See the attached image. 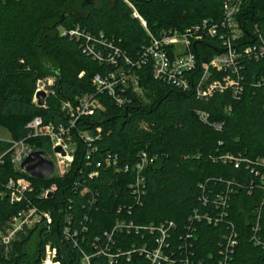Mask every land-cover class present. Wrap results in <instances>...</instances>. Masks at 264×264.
<instances>
[{"label": "trees", "instance_id": "16d2710c", "mask_svg": "<svg viewBox=\"0 0 264 264\" xmlns=\"http://www.w3.org/2000/svg\"><path fill=\"white\" fill-rule=\"evenodd\" d=\"M73 1H9L0 10V128L12 139L27 137V124L35 116L54 124L66 122L62 103L93 91L92 78L114 68L84 51V33L92 34L96 50L107 54L119 47L136 59L150 33L184 29L203 19L218 21L223 4V0H131L146 21L145 28L125 0L100 5L83 0L85 11L79 14L67 11ZM240 20L244 31L237 45L242 50L258 42L259 32L264 36V0H244ZM59 26L65 34L57 30ZM77 27L83 32L79 39L68 33ZM100 34L105 45L96 41ZM219 45V37H214L193 46L197 57L193 82L202 73V60L220 52ZM37 51L56 64L43 61L42 71L34 60ZM242 62L241 95L234 97L228 90L208 100L155 78L149 63L139 67L136 73L142 92L128 89L130 102L119 106L106 95L101 97L105 109L91 120V128L99 125L102 136L90 166L85 162V145L76 139L74 160L62 176L39 180L16 171L7 152L10 142L0 139V190L6 189L10 177L25 175L34 185L27 198L53 216L49 226L21 232L9 253L0 247V264H41L47 242L58 247L60 264H81L82 252H92L95 237L103 238L118 218H131L142 230L115 234L112 251L154 246L163 224L168 228L166 251L173 264H264V60L243 58ZM46 70L57 80L54 92L39 106L33 102V93L37 78ZM198 111H205L208 119L202 120ZM88 127L85 123L77 126L80 130ZM28 140L48 153L47 137ZM141 151L156 160L144 168L146 191L137 205L128 188L131 170L106 167L103 158L107 152L116 153L121 165H133ZM92 171L98 175L90 177ZM53 183L55 192L40 199ZM24 205L11 203L8 196L1 198L0 228ZM68 215L71 230L79 231L77 245L64 235ZM167 221L174 226L169 228ZM149 224L156 226L152 233ZM33 239L32 254L28 247ZM229 239L235 244L227 250ZM102 261L109 264L104 257ZM147 262L134 252L131 260L122 256L118 264Z\"/></svg>", "mask_w": 264, "mask_h": 264}, {"label": "built area", "instance_id": "2783aa9c", "mask_svg": "<svg viewBox=\"0 0 264 264\" xmlns=\"http://www.w3.org/2000/svg\"><path fill=\"white\" fill-rule=\"evenodd\" d=\"M125 2L133 9V15L139 18L146 28V21L139 14L133 2L131 0H125ZM243 2L244 0H223L222 16L218 21L203 19L184 29H163L159 35L150 33V39L139 50L136 59L123 53L119 47H115L107 54L101 50H96L95 42H91L93 39L92 34L90 32L84 33L87 39V41L81 43L84 51H88L100 62H106L114 68L105 74H96L92 78L93 91L77 97L76 101L67 100L62 103V110L67 116L66 122L54 124L53 122H45L41 116H35L27 124L30 129L27 137L8 140L10 147L7 152L10 153L15 170L28 174L22 168V162L31 152L40 150L28 140V138L34 137L48 138L49 151L52 153H45L54 165V172L50 177L53 175L62 176L68 171L78 148L76 139H80L85 145V162L87 166H90L92 155L99 151L97 142L102 136V128L99 125L95 126L94 129L91 128L93 126L91 120L94 121L99 111L105 109L101 97L106 95L119 106L130 102L128 89H132L138 94L142 92L136 71L146 63L150 64L155 78L184 91L192 90L198 98L208 100L214 94L228 90L231 91L234 97H239L243 91L242 70L245 67L242 62L243 58L254 61L264 60V36L259 32L260 29L257 25H255V33L259 32L258 42L248 43L243 46L242 50L237 45V42L242 40L244 31L240 20ZM62 32L65 34L66 30L63 29ZM68 33L76 39L83 35L78 27L71 28ZM214 37H219L220 45L218 48H220V52L213 54L209 59L204 58L202 60V73L193 82L194 70L197 66V57L193 46L205 39ZM96 41H100L105 45L102 34L96 38ZM82 75L83 72L80 73V76ZM47 81L38 80L36 95L38 91H45L46 88H52L50 93L54 92L55 78H49ZM34 100L36 101V98ZM198 114L202 120L208 119V114L205 111H198ZM79 123H85L89 127L80 130L77 128ZM75 133L77 138L74 137ZM58 147L60 150H57ZM225 158L232 159V156L226 155ZM155 160L156 157L148 155L146 151L139 153L138 160L133 165H121L120 158L116 153L107 152L103 158L106 167H113L118 172L131 170L132 176L128 188L137 205L142 204V197L146 191L144 168L148 163L155 162ZM236 160L240 161L238 158ZM0 162H3L2 156H0ZM93 175H98V172H89L90 177ZM5 187L7 191L6 189L0 190V199L8 196L11 203H25L0 228V247L4 248V252L7 254L21 232L36 226H49L53 222V216L50 211L41 208L36 203H32L27 198V194L34 190L30 178L25 175L10 177ZM55 190L56 184L53 183L42 191L39 198L50 197ZM196 217H199V215L196 214ZM66 221L64 235L67 239H73L74 244L77 245L75 237L79 231L77 229L71 230L72 218L69 215ZM166 224L169 228L174 226L173 221H167ZM83 228H86V226H83ZM147 228L151 233L156 230L154 224H149ZM140 230H142L141 225L131 218L116 219L113 228L104 231L103 238L100 236L95 237L92 242L94 247L92 252L86 250L82 252L81 264H102L103 257L109 264H118L122 256L131 260L134 252L144 257L148 261L147 264H173V260L166 251L169 246L167 243L169 232L163 224L158 227L160 236L156 238L154 246L144 245L126 251L122 247H117L116 250L112 251L115 244V234L139 232ZM234 244L235 241L229 239L226 249L228 250ZM227 250L225 254L228 252ZM58 252L56 245L47 242L41 264H60Z\"/></svg>", "mask_w": 264, "mask_h": 264}, {"label": "rangeland", "instance_id": "374dc122", "mask_svg": "<svg viewBox=\"0 0 264 264\" xmlns=\"http://www.w3.org/2000/svg\"><path fill=\"white\" fill-rule=\"evenodd\" d=\"M9 1H19V0H0V10L3 8V6L4 5H6L5 3H7V2H9ZM82 1L83 0H74L70 5H69V7L67 8V11H74V14H79V13H83L84 11H85V9H84V5H83V3H82ZM107 0H93V2H95V3H97L98 5H100V4H103V3H105ZM57 30L59 31V32H62L63 31V27L62 26H59L58 28H57ZM44 57L41 55V53L39 52V51H37V53H35V56H34V60H35V62L36 63H38V65H40V67H41V70L42 71H44L42 68H44L43 66H42V62L43 61H45V63H48L49 61H53V62H55L54 61V59H48V58H44ZM55 64H56V62H55ZM40 69V68H39ZM47 71V73H44L43 75H42V73H40L41 75H39V77L37 78V80H36V84H35V89H34V93H33V102L35 103V104H37V105H39V106H42V105H40L39 103H38V98H37V95H36V88H37V82H38V80H43L44 82H48L47 80L49 79V78H55V82H56V76L54 75V73L53 72H51V71H49V70H46ZM80 76V75H79ZM42 84V83H41ZM52 86V85H51ZM52 90V88H46V90L45 91H47V92H45L46 93V97H45V102H46V100H47V98H48V96L51 94L50 93V91ZM34 98H36V101L34 100ZM0 139H5V140H11L12 138H11V135H10V133L6 130V129H3V128H0ZM49 153H52V152H50L49 150H48V153L47 154H49ZM35 241H36V239H33V241L31 242V244H30V246L28 247V250H29V252L30 253H34V251H35Z\"/></svg>", "mask_w": 264, "mask_h": 264}, {"label": "water", "instance_id": "95a60500", "mask_svg": "<svg viewBox=\"0 0 264 264\" xmlns=\"http://www.w3.org/2000/svg\"><path fill=\"white\" fill-rule=\"evenodd\" d=\"M139 2H150L152 0H135ZM45 91H38L37 98L38 103L43 105L45 102ZM57 150H60L58 147ZM22 168L32 177L45 180L48 179L54 172V165L51 160L46 156L43 150H36L31 152L26 159L22 162Z\"/></svg>", "mask_w": 264, "mask_h": 264}, {"label": "bare ground", "instance_id": "6f19581e", "mask_svg": "<svg viewBox=\"0 0 264 264\" xmlns=\"http://www.w3.org/2000/svg\"><path fill=\"white\" fill-rule=\"evenodd\" d=\"M48 264H50V263H48Z\"/></svg>", "mask_w": 264, "mask_h": 264}]
</instances>
